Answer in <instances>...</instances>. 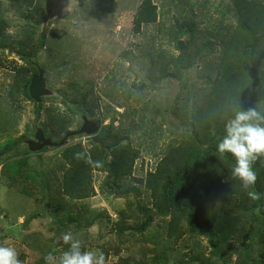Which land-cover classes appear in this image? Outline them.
<instances>
[{
    "label": "rangeland",
    "instance_id": "obj_1",
    "mask_svg": "<svg viewBox=\"0 0 264 264\" xmlns=\"http://www.w3.org/2000/svg\"><path fill=\"white\" fill-rule=\"evenodd\" d=\"M144 2L0 0V244L14 247L21 264H46L53 249L58 256L68 232L102 252L105 264H264V199L234 195L236 232L225 240L208 222L188 218L172 238L170 215L154 207L147 186L166 160L171 172L186 167L194 180L214 169L205 152L221 167L229 158L232 168L233 157L211 148L253 87L235 89L236 99L221 96L224 124L212 120L213 97L230 31L264 0H149L154 19L136 26ZM249 29L248 45L256 46L263 32ZM241 59L248 63L250 54ZM36 65L47 91L39 102L28 92ZM84 119L96 124L95 134L29 149L37 129L58 143ZM72 147L109 163L128 157L129 172L113 177L94 168L90 193L77 198L65 183ZM253 167L264 193V166Z\"/></svg>",
    "mask_w": 264,
    "mask_h": 264
},
{
    "label": "trees",
    "instance_id": "obj_2",
    "mask_svg": "<svg viewBox=\"0 0 264 264\" xmlns=\"http://www.w3.org/2000/svg\"><path fill=\"white\" fill-rule=\"evenodd\" d=\"M255 12L252 13V16L244 19V21L247 20L245 25L237 26L230 31L231 36V32H233L237 39L232 36L225 57L221 59L222 76L217 81L220 82V89L213 97L212 120L214 123L222 121L224 124V111H226L227 105L220 99L221 96L231 93V97L236 99L239 95L234 90L241 89V86L243 90H246L247 86H252L253 90L243 96L246 99L240 101L239 107L244 110L255 108L264 114V50L259 49L260 46L264 47V5H259ZM136 15V26L154 19L155 13L149 0H145ZM249 24L250 27L256 24L263 32L259 37L253 38L257 43L256 46H249L247 42L246 34L251 32ZM239 48L242 49L241 52L238 51ZM246 53L250 54L248 63L241 59ZM249 81L251 84H247ZM219 139L211 148L214 151H217L216 145ZM69 150L75 154V157L72 160L69 173L65 175L66 190L77 198L85 197L90 193L88 172L92 169H108L113 177L129 172L130 159L123 155L109 163L94 155L93 158H89L77 147H72ZM125 151L128 152V150ZM78 153L82 158H77ZM209 155L205 152L202 158L206 159L209 165H213L211 167L214 169L209 170L208 175L204 178L200 177L194 180L190 176V170L186 167L183 168L182 174H174L167 166L168 160L165 161L167 165L162 163L156 172L148 175L147 186L152 192L154 207L164 210L170 215L168 231L172 238H177L182 234V223L186 218L208 222L219 238L223 240L236 232L235 218L229 209L232 198L238 192H243V186L242 184L235 186L232 182L229 158H226V163L221 167L220 159L217 156L209 159ZM190 159L194 160L195 157H190ZM163 168L165 170H162ZM171 182H174L175 188L170 187Z\"/></svg>",
    "mask_w": 264,
    "mask_h": 264
},
{
    "label": "clouds",
    "instance_id": "obj_3",
    "mask_svg": "<svg viewBox=\"0 0 264 264\" xmlns=\"http://www.w3.org/2000/svg\"><path fill=\"white\" fill-rule=\"evenodd\" d=\"M225 135L217 141V151L221 156L234 158L231 178L242 183L248 198L252 201L264 199V193L256 190L258 174L253 167L257 162L264 166V114L255 108L236 111L234 118L224 125ZM77 158H82L77 154ZM260 207L255 209L259 214ZM67 249L57 256L56 249L45 256L46 264H105L102 252L82 248L81 241L72 233L62 235ZM0 264H21L16 249L0 244Z\"/></svg>",
    "mask_w": 264,
    "mask_h": 264
},
{
    "label": "water",
    "instance_id": "obj_4",
    "mask_svg": "<svg viewBox=\"0 0 264 264\" xmlns=\"http://www.w3.org/2000/svg\"><path fill=\"white\" fill-rule=\"evenodd\" d=\"M177 47L179 50H182L183 49L182 43L179 42ZM36 68H37V75L32 77L28 88V92L32 100H34L35 102H39L40 98L47 94V91L45 89V81L43 78V73L37 65ZM96 132H97L96 124L92 121L84 119L83 124L78 131L68 132L67 134H65V136L61 141L55 143L52 142L49 138H46L41 129H37L34 135V141L28 142L29 149L33 151H38L44 147H60L64 145V143L70 136L76 134H83V133L92 135L95 134Z\"/></svg>",
    "mask_w": 264,
    "mask_h": 264
}]
</instances>
